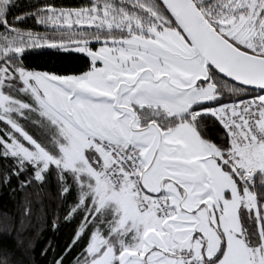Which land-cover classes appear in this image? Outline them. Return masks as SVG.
Listing matches in <instances>:
<instances>
[{"label": "snow or ice", "instance_id": "1", "mask_svg": "<svg viewBox=\"0 0 264 264\" xmlns=\"http://www.w3.org/2000/svg\"><path fill=\"white\" fill-rule=\"evenodd\" d=\"M4 188L46 264H264V0H0Z\"/></svg>", "mask_w": 264, "mask_h": 264}, {"label": "trees", "instance_id": "2", "mask_svg": "<svg viewBox=\"0 0 264 264\" xmlns=\"http://www.w3.org/2000/svg\"><path fill=\"white\" fill-rule=\"evenodd\" d=\"M37 0H18L20 11L27 10ZM58 2L79 5L83 0H58ZM31 20L26 21V24L31 25ZM28 61L33 66L43 68H55L60 71H72L78 66L76 56H68L56 53L54 50H36L28 57ZM54 192V189H53ZM22 193H16L15 199L11 197L8 189H0V254H10V264H46L40 258V247L49 239H59L63 241L64 232L58 236L53 235L49 227H46L45 221L38 215L39 204L34 200V210L31 222L22 231H18L19 227V204ZM45 203H49L47 199ZM9 213L13 219L9 220L3 215ZM10 226V227H9ZM39 234L40 239L36 242V247L30 252L28 250L29 240Z\"/></svg>", "mask_w": 264, "mask_h": 264}]
</instances>
